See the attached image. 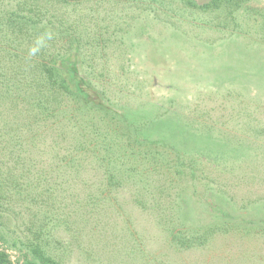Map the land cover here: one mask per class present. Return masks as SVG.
<instances>
[{
	"label": "rangeland",
	"instance_id": "374dc122",
	"mask_svg": "<svg viewBox=\"0 0 264 264\" xmlns=\"http://www.w3.org/2000/svg\"><path fill=\"white\" fill-rule=\"evenodd\" d=\"M0 250L264 264V0H0Z\"/></svg>",
	"mask_w": 264,
	"mask_h": 264
},
{
	"label": "trees",
	"instance_id": "16d2710c",
	"mask_svg": "<svg viewBox=\"0 0 264 264\" xmlns=\"http://www.w3.org/2000/svg\"><path fill=\"white\" fill-rule=\"evenodd\" d=\"M60 63V68L64 70V76L62 78L64 83L61 84L60 87H63L65 91L70 94L75 93L77 96L84 98L86 102H91L90 93L95 90L79 76L75 62H73L70 57H67L61 59ZM50 76L51 75H49V78ZM95 105L98 106L100 103ZM0 264H10L7 253L2 250H0Z\"/></svg>",
	"mask_w": 264,
	"mask_h": 264
},
{
	"label": "clouds",
	"instance_id": "9594fccd",
	"mask_svg": "<svg viewBox=\"0 0 264 264\" xmlns=\"http://www.w3.org/2000/svg\"><path fill=\"white\" fill-rule=\"evenodd\" d=\"M47 38L50 39L51 34H47ZM42 44H43V39H38L36 42V45L29 49V54L35 55L40 50V47L42 46Z\"/></svg>",
	"mask_w": 264,
	"mask_h": 264
}]
</instances>
